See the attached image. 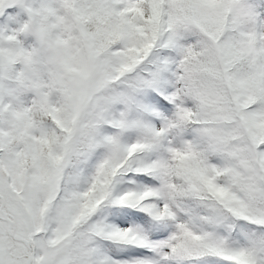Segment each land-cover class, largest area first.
Here are the masks:
<instances>
[{
    "label": "snow or ice",
    "instance_id": "obj_1",
    "mask_svg": "<svg viewBox=\"0 0 264 264\" xmlns=\"http://www.w3.org/2000/svg\"><path fill=\"white\" fill-rule=\"evenodd\" d=\"M0 264H264V0H0Z\"/></svg>",
    "mask_w": 264,
    "mask_h": 264
}]
</instances>
